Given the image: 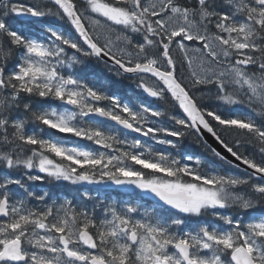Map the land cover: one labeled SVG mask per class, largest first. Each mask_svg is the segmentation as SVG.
I'll return each instance as SVG.
<instances>
[{"label":"snow or ice","instance_id":"1","mask_svg":"<svg viewBox=\"0 0 264 264\" xmlns=\"http://www.w3.org/2000/svg\"><path fill=\"white\" fill-rule=\"evenodd\" d=\"M0 264H264V0H0Z\"/></svg>","mask_w":264,"mask_h":264},{"label":"trees","instance_id":"2","mask_svg":"<svg viewBox=\"0 0 264 264\" xmlns=\"http://www.w3.org/2000/svg\"><path fill=\"white\" fill-rule=\"evenodd\" d=\"M98 70L105 71V70H107V69L104 68L103 65H99V66H98ZM124 84H125V86H126V85L128 86V85H129V81L126 80V81L124 82ZM122 91H124V90L122 89ZM160 103H163V102H160ZM228 138H229L230 140L232 139L231 136H229ZM185 146H187V147H188V146H193V147L195 146V147H196L197 145L194 144L191 140H188V141L185 142ZM241 151H244V149H241ZM249 151H251V149H249ZM52 189H53V188L49 185V187H48V191H49V190H52Z\"/></svg>","mask_w":264,"mask_h":264},{"label":"rangeland","instance_id":"3","mask_svg":"<svg viewBox=\"0 0 264 264\" xmlns=\"http://www.w3.org/2000/svg\"><path fill=\"white\" fill-rule=\"evenodd\" d=\"M32 2H33V0H32ZM18 175H19V174H18ZM18 175H17V176H18ZM35 187L39 189V187H41V185L36 184ZM59 187H60L61 189H64V187H67V186L61 184V185H59ZM77 187H78V186H76L75 189H76ZM89 187H91V186H89ZM40 190H41V189H40ZM64 191H65V192H68V193L71 192L70 189H66V190H64ZM75 194H76V192L74 191V195H75ZM61 195H63V194H61ZM113 197L115 198V193H113Z\"/></svg>","mask_w":264,"mask_h":264},{"label":"water","instance_id":"4","mask_svg":"<svg viewBox=\"0 0 264 264\" xmlns=\"http://www.w3.org/2000/svg\"><path fill=\"white\" fill-rule=\"evenodd\" d=\"M210 143H211V140L209 141ZM215 146V145H214ZM229 158H231V157H229ZM241 170L243 171V167L241 168Z\"/></svg>","mask_w":264,"mask_h":264},{"label":"flooded vegetation","instance_id":"5","mask_svg":"<svg viewBox=\"0 0 264 264\" xmlns=\"http://www.w3.org/2000/svg\"><path fill=\"white\" fill-rule=\"evenodd\" d=\"M191 152H199V151L191 150Z\"/></svg>","mask_w":264,"mask_h":264}]
</instances>
